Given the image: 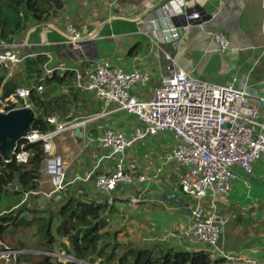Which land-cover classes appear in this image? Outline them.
<instances>
[{
    "label": "crops",
    "instance_id": "0c3cea01",
    "mask_svg": "<svg viewBox=\"0 0 264 264\" xmlns=\"http://www.w3.org/2000/svg\"><path fill=\"white\" fill-rule=\"evenodd\" d=\"M181 2L64 0L63 7L51 12L46 20L40 23L30 20L27 27L16 35L25 36L22 42L28 43L24 49L27 58L38 54L45 56L43 52H49L55 66L75 65L86 73L96 62L107 59L124 70L135 67L146 70L149 80L133 85L131 92L148 99L159 86L161 68L166 63L154 40L139 32L149 24L158 34V45L174 56L179 66L193 70L197 77L213 83H225L236 77L237 85L247 82L251 88L261 91L264 87V0H190L204 12L219 9L211 23L222 26L230 39L231 48L225 53L213 49L205 31L195 26L181 30L174 15L176 4ZM136 16H142L148 24L137 22V18L132 20ZM69 23L83 33L97 32L92 49L82 56H68L67 47L60 44L66 38ZM214 57L225 72L204 77L202 73ZM25 67L23 60L5 79L13 78L18 82L26 74L27 79L32 80L33 75ZM57 70L58 73L63 71ZM38 92L47 93V99L60 97L50 115L57 123L82 121L98 113L102 115L86 121L79 131L74 126L53 139V151L67 163L65 189L61 192L50 189L49 179L42 173L39 193L29 197L19 222L34 216L47 218L52 215V231L55 233L60 223L57 210L66 198L73 197L102 204L106 224L101 232H108L110 236L115 234L116 240L123 244L155 250L168 247L186 251L204 249L202 244L182 236L195 201L184 194L178 184L183 168L165 159L176 144L172 132L161 131L145 137L125 151L127 170L145 175V181L120 182L110 192L101 191L95 184V177L99 173H109L115 157L109 156L108 150L95 140H89L85 136L87 131L98 134L110 127L131 134L141 123L134 114L114 110V105L100 96L76 88L73 77L67 78L62 85H44ZM261 112L263 120L264 106ZM233 171L231 189L219 202V213L225 220L220 241L233 260L254 258L264 261V156L255 162L250 174L237 167ZM165 194H176L179 201L168 200ZM132 198L136 202H131ZM22 226L9 225L6 228V243L11 245L6 234L11 229L13 233L9 238L18 243L11 246L36 251L32 249L39 237L33 236L37 232L36 223ZM55 243H59L58 248ZM68 244L67 237L59 236L52 249L66 253Z\"/></svg>",
    "mask_w": 264,
    "mask_h": 264
},
{
    "label": "built area",
    "instance_id": "2783aa9c",
    "mask_svg": "<svg viewBox=\"0 0 264 264\" xmlns=\"http://www.w3.org/2000/svg\"><path fill=\"white\" fill-rule=\"evenodd\" d=\"M218 13L219 9L204 12L192 5L190 0H182L181 4H176L174 11L181 30L195 26L209 35L214 50L226 52L231 48L227 33L222 26L211 23ZM135 19L148 24L142 16L132 18ZM139 32L154 40L166 60L161 68L160 84L148 99H142L131 92L133 85L149 80L146 70L138 67L124 70L107 59H101L84 73L77 66L53 65L52 54L43 52L46 57L42 65L43 77L61 68L74 70L76 88L100 96L112 103L114 110L134 114L141 123L131 134L110 127L98 134L87 131L85 136L89 140H95L108 150L109 156L115 157L109 173L96 175L97 188L110 192L120 182L145 181V175L127 170L125 151L138 140L155 136L161 131H170L176 144L165 159L183 168L178 184L181 191L195 201L190 209L191 219L183 229L182 236L202 244L211 258H223L218 264H264L259 259H232L220 241L225 220L219 213V202L231 189L234 168L250 174L255 162L264 156V119L260 118L261 107L264 106V87L260 91L251 88L247 82L237 85L236 77L225 83L203 80L193 70L179 66L174 56L158 45V34L149 24ZM96 37L97 32L83 33L69 23L66 25V38L60 44L67 47L68 56L79 57L92 49V41ZM2 39L0 38V69L4 70L5 77H10L14 67L27 57L22 50L28 43L14 40L8 43ZM33 87L38 91L43 89L42 85L34 84L17 86L11 94L0 100V111L14 108L34 111L33 100L29 97ZM101 115L98 113L82 121L64 123H57L55 117L49 116L46 120L54 125L51 130L24 134L16 142L9 157L1 155L3 161L26 163L30 152L25 145L39 141L44 153L40 170L49 178L53 191H61L65 188L67 164L61 155L53 151V139L66 129L85 125L86 121ZM15 189L18 187L15 186ZM37 193L38 191H24L19 203L10 210H0V215L10 213L27 203L29 197ZM130 200L136 202L135 198ZM28 252L31 251L8 245L0 236V264H20L18 258ZM33 252L55 257L64 255L58 251Z\"/></svg>",
    "mask_w": 264,
    "mask_h": 264
},
{
    "label": "trees",
    "instance_id": "16d2710c",
    "mask_svg": "<svg viewBox=\"0 0 264 264\" xmlns=\"http://www.w3.org/2000/svg\"><path fill=\"white\" fill-rule=\"evenodd\" d=\"M64 0H0V38H12L27 27L30 20L40 23L46 20L51 12L63 7ZM45 62V56L36 55L26 58L25 65L28 73L33 75L34 84L62 85L67 78L74 80V70H55L51 75L41 78ZM5 73L0 69V84L4 80ZM18 85L16 80L8 79L2 86L1 98L12 93ZM47 93L40 94L35 88L30 89L29 97L33 100L35 117L29 123L25 134L31 131L46 132L53 128L46 118L55 111L54 103L60 97L46 98ZM20 102V99L19 101ZM12 103V105H14ZM16 107V106H14ZM58 108V106L56 107ZM30 152L26 163H17L15 160L4 162L0 155V195L5 194V203L0 209H12L20 201L24 191H38L42 176L40 166L44 157L41 143L30 142L25 145ZM11 186L10 188H6ZM15 186L18 189H15ZM36 195V194H33ZM31 195V196H33ZM67 200L57 210L56 215L60 223L55 233L52 231L53 216H34L19 222L23 207L13 209L10 213L0 215V236L4 242L5 230L9 225H29L36 223L38 240L32 245V249L51 250L56 237H67L69 244L65 252L78 259L88 260L96 264H218L223 259H213L209 253L199 249L194 251L179 250L173 247L166 249L139 248L123 244L116 240L115 234L101 232L105 226L103 205L93 201H82L73 197ZM29 209V208H28ZM18 216V217H17ZM15 218V220H14ZM17 218V219H16ZM29 227V226H26ZM13 233V232H12ZM109 236L108 238H103ZM20 262L29 264H80L76 261L55 262L47 254L28 252L21 255Z\"/></svg>",
    "mask_w": 264,
    "mask_h": 264
},
{
    "label": "water",
    "instance_id": "95a60500",
    "mask_svg": "<svg viewBox=\"0 0 264 264\" xmlns=\"http://www.w3.org/2000/svg\"><path fill=\"white\" fill-rule=\"evenodd\" d=\"M35 115L36 113L28 108H16L8 111H0V154L2 156L5 158L9 157L16 142L23 137L26 128ZM76 130H81V126L78 125ZM165 197L168 200L173 199L176 202L179 201L176 194H165ZM25 209L26 208H23L22 210L24 211ZM77 261L81 263L80 260Z\"/></svg>",
    "mask_w": 264,
    "mask_h": 264
},
{
    "label": "rangeland",
    "instance_id": "374dc122",
    "mask_svg": "<svg viewBox=\"0 0 264 264\" xmlns=\"http://www.w3.org/2000/svg\"><path fill=\"white\" fill-rule=\"evenodd\" d=\"M14 37H16V38H14ZM12 39H8V38H3L2 40L3 41H5V42H11L12 40H14L15 42H21V41H23L24 40V38H25V36L24 35H15ZM32 38H35V37H32ZM28 39H30L29 37H28ZM23 53H27V50H23L22 51ZM222 53H225V52H222ZM214 56H217V55H215V54H213ZM227 56V55H226ZM219 57V55L217 56V58ZM228 57V56H227ZM220 65V62H217V59L214 57L213 59H211L210 60V62H209V64L206 66V68H205V71H204V73H202L203 74V76L205 77V76H209V77H211V76H213L214 74H216V75H221V74H223L225 71H223L222 69H221V67L219 66ZM202 77V76H201ZM203 78V77H202ZM205 79V78H204ZM35 80L34 79H32V80H30V79H27V76H26V74L24 75V78H22V79H18V82L19 83H21L22 82V84H24V83H32V82H34ZM48 177H46V179H47ZM49 179V178H48ZM48 182V184H50V189H53L54 187H53V185L51 184V182H50V180H48L47 181ZM50 182V183H49ZM5 203V194H1L0 195V207H3V206H5V205H3ZM36 204H34V205H32V206H35ZM1 210H3V209H1ZM23 226L22 225H20V228H22ZM13 232V230H11V229H9L8 231H7V238H8V240L10 241V244L11 245H14V244H18L16 241H12V240H10V238H9V235H10V233H12ZM37 235H39L37 232H35L34 234H33V236L35 237V236H37ZM5 240H7V239H5ZM38 240V238L36 239V241ZM55 247L56 248H58L59 247V243H55ZM60 249V248H59ZM53 250V249H52ZM66 250V249H65ZM55 251V250H54ZM64 255L63 256H60V257H55V256H52L53 257V260L55 261V262H66V261H75L74 259H72L71 257H69L66 253H63ZM21 264H29V262H23V263H21ZM81 264H96V262H94V263H90L88 260L86 261V260H83V261H81Z\"/></svg>",
    "mask_w": 264,
    "mask_h": 264
},
{
    "label": "clouds",
    "instance_id": "9594fccd",
    "mask_svg": "<svg viewBox=\"0 0 264 264\" xmlns=\"http://www.w3.org/2000/svg\"><path fill=\"white\" fill-rule=\"evenodd\" d=\"M10 39V38H9ZM12 39V38H11ZM22 42V41H21ZM26 47H24V49H25ZM23 49V50H24ZM22 50V51H23ZM25 54V53H24ZM53 56V55H52ZM27 58V57H26ZM26 58H25V60H26ZM25 60H24V62H25ZM45 60H46V57H45ZM43 65V64H42ZM75 66V65H74ZM80 68V67H79ZM43 69V68H42ZM62 69V68H61ZM81 69V68H80ZM63 71H65V69H62ZM66 70H69V69H66ZM1 71L2 72H4V70H2L1 69ZM42 78H44V77H42ZM9 79H12V78H9ZM74 79H75V74H74ZM8 79H5V76H4V80L2 81V83L0 84V90L2 89V86H3V83H4V81H7ZM31 84H34V83H31ZM31 84H29V85H31ZM24 85H26V84H24ZM28 85V86H29ZM35 85V84H34ZM38 85H42V83H40V84H37V85H35V86H38ZM17 86H20V84L19 85H17ZM16 86V87H17ZM15 87V88H16ZM43 87V86H42ZM33 88H35V87H33ZM36 89V88H35ZM38 91V90H37ZM1 92H2V90H1ZM11 94V93H10ZM4 98H1V94H0V100H3ZM0 105H1V103H0ZM14 107V106H13ZM14 109H16V108H14ZM12 110V109H11ZM8 111V110H7ZM2 112V111H1ZM34 112H35V110H34ZM36 113V112H35ZM49 117V116H48ZM50 123V122H49ZM53 125V124H52ZM53 127H54V125H53ZM77 127V126H76ZM82 127V126H81ZM25 134V133H24ZM1 155V154H0ZM67 164V163H66ZM66 170H67V168H66ZM41 173H42V171H41ZM65 178H66V172H65ZM64 181H65V179H64ZM65 186H66V182H65ZM7 188V187H6ZM65 189V188H64ZM63 189V190H64ZM99 189V188H98ZM63 190H61V191H63ZM100 190V189H99ZM61 191H55V192H61ZM102 191V190H101ZM106 192V191H105ZM39 193V192H38ZM37 193V194H38ZM20 207V206H19ZM19 207H17V208H19ZM1 210V209H0ZM3 210H8V209H3ZM6 214H8V213H6ZM6 243V242H5ZM8 244V243H7ZM9 245V244H8ZM11 246V245H10ZM13 247V246H12ZM202 250H204V249H202ZM38 251H54V250H39L38 249ZM205 251V250H204ZM56 252V251H55ZM58 252H60V251H58ZM62 253H64V252H62ZM44 254V253H43ZM48 255V254H47ZM49 256H51L52 257V255H49ZM69 257H71L72 259H74L76 262H78L77 260L78 259H76V258H74V257H72V256H70V255H68ZM53 258V257H52ZM218 259H223V258H218ZM249 259H251V258H249ZM252 259H254V258H252ZM224 260V259H223ZM73 261V260H72ZM80 261H82V260H80ZM24 262V261H23ZM23 262H20V264L21 263H23ZM222 262V261H221ZM81 264V263H80Z\"/></svg>",
    "mask_w": 264,
    "mask_h": 264
}]
</instances>
